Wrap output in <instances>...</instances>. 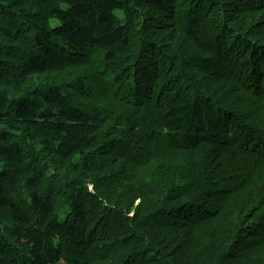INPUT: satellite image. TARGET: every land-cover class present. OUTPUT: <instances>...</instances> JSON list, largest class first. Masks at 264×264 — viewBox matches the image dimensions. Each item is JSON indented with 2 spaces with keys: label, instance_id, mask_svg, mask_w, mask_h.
Masks as SVG:
<instances>
[{
  "label": "trees",
  "instance_id": "16d2710c",
  "mask_svg": "<svg viewBox=\"0 0 264 264\" xmlns=\"http://www.w3.org/2000/svg\"><path fill=\"white\" fill-rule=\"evenodd\" d=\"M0 264H264V0H0Z\"/></svg>",
  "mask_w": 264,
  "mask_h": 264
},
{
  "label": "rangeland",
  "instance_id": "374dc122",
  "mask_svg": "<svg viewBox=\"0 0 264 264\" xmlns=\"http://www.w3.org/2000/svg\"><path fill=\"white\" fill-rule=\"evenodd\" d=\"M4 128V126L0 123V129Z\"/></svg>",
  "mask_w": 264,
  "mask_h": 264
}]
</instances>
